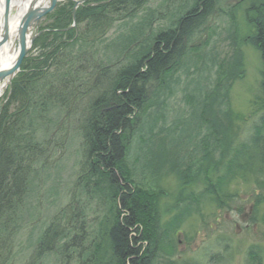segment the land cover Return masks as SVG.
<instances>
[{
  "label": "trees",
  "instance_id": "trees-1",
  "mask_svg": "<svg viewBox=\"0 0 264 264\" xmlns=\"http://www.w3.org/2000/svg\"><path fill=\"white\" fill-rule=\"evenodd\" d=\"M146 1L89 0L77 8L74 29H68L73 22L71 0L59 4L43 19L32 52L23 60L0 107V264H13L15 236L23 223L27 199L36 192L34 180L46 169L42 165L58 147L60 138L56 136L60 131L53 119L54 111L68 115L71 110L84 118L79 129L86 167L80 176L83 194L101 199L105 206L91 226L87 208L81 201L71 221H65L64 230L47 231L45 237L52 244L46 250L55 256L58 264H155L164 258L161 253L170 257L174 247L171 242L166 246L165 243L174 231L173 224L177 226L182 219V213L162 226L157 204L161 195L142 187L140 176L159 181L162 175L171 174L178 186L185 188L196 177L207 184L214 183L210 178L215 177L216 184H221L216 175L223 168L228 179L245 180L249 177L247 171L253 174L255 161L258 166L262 164L257 152L259 148L260 152L264 151L260 141L264 118L262 129H254L255 136L247 145L234 149L232 141L220 139L226 131L221 124L223 113L218 110L224 103L218 102V84L207 92L194 93L187 89V98L184 97L188 116H194L192 127L196 133L190 144L196 143L200 131H205L201 143L213 138L211 155L217 157L213 168H202L211 155L198 160L196 173L195 161L184 163L178 137L183 119L163 126L165 99L180 84L182 75L193 82L200 73L199 63H204L207 71L212 66L210 57L202 60L197 52L189 58L188 44L212 16L217 0H185L177 6L178 19L171 27L144 36L145 47L141 44L140 49L132 52L129 49L142 38L144 29L151 31L155 19L149 15L135 26L137 35H132L130 29L118 45L121 56L126 54V58L114 64L122 68L118 66L111 77L110 92L89 98L100 89V73L109 71L101 62H94L96 47L104 42L107 29L116 23L121 27L144 9ZM250 1L253 9L248 13L247 23L255 32L249 41L261 54L264 96V0ZM258 14L261 16L256 19ZM91 32L98 36L91 39L87 35ZM235 45V40L234 48L240 42ZM237 54L231 59V71L225 74L241 71ZM217 70L222 73L223 66L218 65ZM87 103L90 112H86ZM136 140L142 145L141 156L131 161L127 157ZM205 152L208 156L207 149ZM179 199L186 200L181 195ZM260 202L261 198L256 196L254 206ZM174 210L179 212L177 208Z\"/></svg>",
  "mask_w": 264,
  "mask_h": 264
},
{
  "label": "rangeland",
  "instance_id": "rangeland-1",
  "mask_svg": "<svg viewBox=\"0 0 264 264\" xmlns=\"http://www.w3.org/2000/svg\"><path fill=\"white\" fill-rule=\"evenodd\" d=\"M87 1L89 0H85L80 5L86 4ZM184 1L147 0L144 9L142 8L131 19L121 24V27L119 23H116L106 30L105 40L96 47L94 51L96 54L92 58L94 62H101L109 71H106L104 75L100 73V89L98 93L90 94L89 98L95 99L102 92H110L111 77L119 66L114 64L119 59L124 61L126 58V54L121 56L118 47L119 43H122V37L128 35L130 29H133L132 35H137L138 29L134 27L143 20H147L149 15H153L151 19L155 20L151 24V31L144 29L142 38L129 49V52L136 51L138 47L140 49L141 44L145 47L146 37L144 36L171 27L170 24L178 19L177 6L179 7ZM251 5L250 0H217L212 16L199 32L193 34L188 44L191 49L189 58L195 56L197 52L198 58L202 60V57L205 59L210 57L212 66H208L207 71V69L204 70V63H199L200 73L196 76L198 78L195 77L198 81L186 80V77L182 75L178 81L180 84L173 89L167 100L165 99L167 103L164 108L165 124L163 126L165 128L173 121L183 119L178 131L181 155L185 156L186 165L195 161L194 173L200 165L198 160L203 156L209 157L214 146L213 138H207L201 143L200 138L205 136V131L198 133L194 145L190 144L196 132L192 127L194 116H188V104L184 99L188 95L187 89L194 93L200 90L207 92L218 84V102L224 101L218 110L221 114L223 113L221 124L226 131V135L220 139L232 141L234 149L252 141L255 128L262 129L263 64L260 52L249 41L255 32L254 28L247 23L250 17L248 13L253 9L250 8ZM257 5L261 6V4ZM262 7V17H264V4ZM260 16L258 14L256 19ZM41 26H43V19L38 24V30ZM69 28L76 27L71 24ZM87 35L92 39L98 36V33L91 32ZM235 40V46L240 42L236 48L233 47ZM235 53H238L242 69L241 71L232 70L233 75L225 74L228 70L231 71V59ZM218 65L223 66L222 73L217 70ZM119 67L122 68L121 65ZM188 82L192 83L186 84ZM1 101L2 98H0V106ZM86 105V112H90L88 103ZM53 113L57 117H53L54 122H58L60 131L59 136H56L57 139L60 138L58 147L50 160L42 165V167L46 166V169L34 180L36 192L27 199L23 223L15 236L13 264H58L55 256L48 254L46 250V246L52 244L45 237L47 231L50 229L56 231L60 228L64 230L65 221H71L81 201L87 208V217L91 226H94L92 221L101 216L105 208L101 199L83 194L84 188L80 176L85 172L86 167L79 129L81 123L83 125L84 118L79 117V112L73 114L71 110L68 115L58 111ZM221 124L219 123L220 126ZM260 134L263 145L264 128ZM141 146L136 140L127 159L135 161L133 160L135 157H140ZM205 149L208 156L206 152L204 153ZM257 154L262 157V164L258 166V161H255L253 174L250 175L247 171L249 177L245 180L228 179L229 176L224 175V168L220 169L216 175L221 184H216L215 177L210 176V180L214 182L212 184H207L196 177L185 188H180L176 177L171 174L162 175L159 181L140 176L139 182L142 187L161 195L157 204L162 226H166L175 216L182 213V219L178 221L177 226L173 224L174 231L170 233L169 241L165 243V246L172 243L173 255L168 257L161 253L164 258L160 261L156 260L155 264H264V151L260 152L259 148ZM215 156L212 154L208 158L209 161L202 163V168H213V160L217 161ZM257 167L259 170L256 169ZM37 179L38 181L35 182ZM182 188L184 193H181ZM180 195L186 199L182 201L183 203L179 199ZM256 196L261 198V202L254 206ZM176 208L179 210L178 213L174 210ZM50 233L54 235V232L50 231ZM39 246H42V249Z\"/></svg>",
  "mask_w": 264,
  "mask_h": 264
},
{
  "label": "water",
  "instance_id": "water-1",
  "mask_svg": "<svg viewBox=\"0 0 264 264\" xmlns=\"http://www.w3.org/2000/svg\"><path fill=\"white\" fill-rule=\"evenodd\" d=\"M14 0H3V12L1 18L0 29V47L10 41V26L9 15L11 10V3ZM64 0H29L25 11L22 13L18 27L16 29L15 37L12 40L13 50L17 52L15 61L11 68L0 69V85L2 82H6L10 85V82L14 76L19 72L21 62L25 54L30 49L36 35L31 36L30 31L37 27L39 21L48 13L52 12L56 5ZM85 0H78L75 2L72 10V16L74 21L76 8L82 4ZM21 4V3H20ZM75 24L73 23V26Z\"/></svg>",
  "mask_w": 264,
  "mask_h": 264
},
{
  "label": "bare ground",
  "instance_id": "bare-ground-1",
  "mask_svg": "<svg viewBox=\"0 0 264 264\" xmlns=\"http://www.w3.org/2000/svg\"><path fill=\"white\" fill-rule=\"evenodd\" d=\"M21 3V4H20ZM29 0H16L12 4V11H14V16L10 20V41L4 44L2 47H0V69H9L12 67L17 52L13 50L12 46V40L15 37L17 25L19 23L20 17L22 13L25 11L26 6L28 5ZM2 6H3V0H0V18L2 13ZM1 28V23H0ZM7 84L4 81L0 85V97L4 95V92L6 91ZM4 99V97H3ZM5 101H1V104H3Z\"/></svg>",
  "mask_w": 264,
  "mask_h": 264
},
{
  "label": "flooded vegetation",
  "instance_id": "flooded-vegetation-1",
  "mask_svg": "<svg viewBox=\"0 0 264 264\" xmlns=\"http://www.w3.org/2000/svg\"><path fill=\"white\" fill-rule=\"evenodd\" d=\"M32 46H33V44H32ZM32 49H33V47H31V50L26 54V56L24 57V59L25 58H27V57H29V55H30V52H32ZM23 59V60H24ZM23 62V61H22ZM20 70H21V67H20ZM20 72V71H19ZM6 89H7V91H6V93L2 96V97H0V98H2V101H3V97H5L6 95L8 96V93H9V90H10V86H8V87H6ZM1 106H2V104H1ZM0 106V107H1Z\"/></svg>",
  "mask_w": 264,
  "mask_h": 264
}]
</instances>
